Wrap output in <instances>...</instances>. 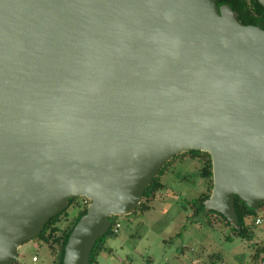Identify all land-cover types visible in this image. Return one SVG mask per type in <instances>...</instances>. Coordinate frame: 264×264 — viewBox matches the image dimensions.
<instances>
[{"label":"water","instance_id":"1","mask_svg":"<svg viewBox=\"0 0 264 264\" xmlns=\"http://www.w3.org/2000/svg\"><path fill=\"white\" fill-rule=\"evenodd\" d=\"M190 150L212 159L205 211L238 226L236 195L264 201L262 27L217 0H0V264L76 197L63 264H89Z\"/></svg>","mask_w":264,"mask_h":264},{"label":"rangeland","instance_id":"2","mask_svg":"<svg viewBox=\"0 0 264 264\" xmlns=\"http://www.w3.org/2000/svg\"><path fill=\"white\" fill-rule=\"evenodd\" d=\"M171 160L161 176L164 192L157 194L150 210L142 213L138 207L132 214L118 215L117 234L108 238L98 264H248L256 242L264 238V223L259 225L253 241L236 236L227 239L231 226L215 220L212 227L203 214L191 224L188 217L193 209L188 203L207 191L208 183L200 174L198 158ZM81 200L76 197L69 204L57 222L60 228L67 227L78 215ZM257 211L258 217L264 219V205ZM180 231L183 236L174 239ZM211 253L217 255L214 260ZM14 264L56 263L48 245L33 238L21 245Z\"/></svg>","mask_w":264,"mask_h":264},{"label":"trees","instance_id":"3","mask_svg":"<svg viewBox=\"0 0 264 264\" xmlns=\"http://www.w3.org/2000/svg\"><path fill=\"white\" fill-rule=\"evenodd\" d=\"M218 4H228L234 11L238 13V19L243 24H253L260 26L264 29V5L260 3L259 0H217ZM190 156L192 158H198L200 160V174L208 183L207 191L203 192L200 196L195 197L193 200L189 201V205L192 207L193 212L188 217L189 222L196 223L200 214L207 216V223L214 226L213 223L219 221L221 223L225 222L228 226H231V233L227 236V239L232 240L234 236L240 237L246 241H253L258 236L259 225L255 223L256 218H258L257 209L264 205V201L259 204L257 208H251L247 203L238 195L235 196V210L238 219V226L233 225L228 221V219L221 213L211 210L205 211L204 202L210 196L213 187V168L212 159L209 153L200 150H190L185 153H181L174 157V159H179L181 157ZM173 160H170L164 167L161 168L159 174L153 179L152 183L148 185L144 192V199L139 205V209L142 213L150 210L152 202L157 198L159 192H164L166 186L162 181L161 176L168 169L169 165ZM76 198H72L70 203L73 204ZM82 199L78 204L81 207L78 215L73 219V221L64 229L57 225L60 216L67 212L65 209L60 214L52 217L44 226L43 231L36 237L40 238L41 241L46 243L52 253L55 255V263L63 264V258L65 253V246L68 242L69 236L79 221L82 215L87 212V205ZM186 206V205H185ZM112 221L111 227L107 233L102 237L98 238L92 248L90 254L89 264H98L99 255L106 248V242L109 237L117 234L116 226L118 225V216H113L110 218ZM252 220V221H250ZM183 236V232H177L174 239H178ZM211 260H214L217 256L216 253H211L209 255ZM37 259V256H35ZM264 259V238L256 242L254 251L248 261V264H261ZM224 264V262H223Z\"/></svg>","mask_w":264,"mask_h":264},{"label":"built area","instance_id":"4","mask_svg":"<svg viewBox=\"0 0 264 264\" xmlns=\"http://www.w3.org/2000/svg\"><path fill=\"white\" fill-rule=\"evenodd\" d=\"M83 199H84L83 202L87 205L89 202L88 199H86V198H83ZM255 223L257 225H262L264 223V219L262 217H258V218H256ZM117 226H119V223ZM35 260H36V257H35Z\"/></svg>","mask_w":264,"mask_h":264},{"label":"flooded vegetation","instance_id":"5","mask_svg":"<svg viewBox=\"0 0 264 264\" xmlns=\"http://www.w3.org/2000/svg\"><path fill=\"white\" fill-rule=\"evenodd\" d=\"M83 199V198H82Z\"/></svg>","mask_w":264,"mask_h":264}]
</instances>
